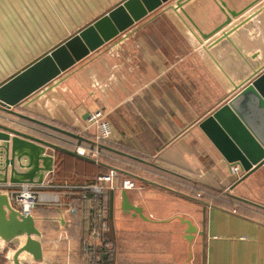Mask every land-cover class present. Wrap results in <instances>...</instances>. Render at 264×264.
Masks as SVG:
<instances>
[{
    "label": "crops",
    "instance_id": "0c3cea01",
    "mask_svg": "<svg viewBox=\"0 0 264 264\" xmlns=\"http://www.w3.org/2000/svg\"><path fill=\"white\" fill-rule=\"evenodd\" d=\"M123 1L0 0V84ZM178 1L148 14L14 109L36 122L2 112L0 119L75 154L52 152L53 173L45 182L91 183L110 169L135 182L137 189L105 200L113 244L122 217L177 222L188 248L200 244L202 264H264V211L231 197L264 206V168L234 186L239 178L198 127L264 71V0L208 38L203 35L225 20L220 2L240 12L254 0ZM97 109L113 132L95 161L75 149L94 145L97 131L88 119ZM122 192L143 217L122 210ZM73 201L31 211L43 258L35 262L23 252L20 264L84 263V224L66 213ZM182 220L196 229L190 239ZM24 239L7 252L0 240V264H13ZM113 261L114 255L102 257V264Z\"/></svg>",
    "mask_w": 264,
    "mask_h": 264
},
{
    "label": "water",
    "instance_id": "95a60500",
    "mask_svg": "<svg viewBox=\"0 0 264 264\" xmlns=\"http://www.w3.org/2000/svg\"><path fill=\"white\" fill-rule=\"evenodd\" d=\"M170 1L172 0L121 2L0 84V112L28 122H36L16 113L14 109L77 62ZM184 1L186 0H179L178 6ZM258 1L260 0H254L240 12L228 11L225 4L220 2L225 20L211 33L203 36L208 38L222 31L231 23V18L239 17ZM22 127L21 124L5 117L0 120V184H41L50 180L52 176L54 164L52 152L60 151L75 155L22 131ZM46 127L61 131L48 125ZM198 127L230 167H239L242 174L234 186L256 170L264 168V71L257 74L254 79L248 80L246 86L203 119ZM231 197L264 211V206L239 197ZM122 210L127 213L132 211L133 215L143 217L141 208L131 205L125 192H122ZM182 223L187 226L185 238L190 239L196 229L189 221L182 220ZM39 236L31 214L20 213L8 197L0 193V240L3 250L7 252L17 243L18 238H25L23 244L13 254V264H20L18 257L23 252L29 254L35 262L42 261L41 243L37 239Z\"/></svg>",
    "mask_w": 264,
    "mask_h": 264
},
{
    "label": "built area",
    "instance_id": "2783aa9c",
    "mask_svg": "<svg viewBox=\"0 0 264 264\" xmlns=\"http://www.w3.org/2000/svg\"><path fill=\"white\" fill-rule=\"evenodd\" d=\"M1 120V119H0ZM88 122L96 128L92 147H77L78 156L97 161L100 145L112 136V127L103 111L97 109L90 113ZM230 172L237 178L241 176L238 166L230 167ZM136 184L128 177L119 175L115 169L98 175L91 183L53 185L49 182L0 184V193L5 194L16 209L22 214H30L38 205H62L64 198H72L66 213L73 219L83 222L81 239L83 264H102V257H113L114 244L108 238L111 234L108 207L105 203L108 195L118 190H132Z\"/></svg>",
    "mask_w": 264,
    "mask_h": 264
},
{
    "label": "rangeland",
    "instance_id": "374dc122",
    "mask_svg": "<svg viewBox=\"0 0 264 264\" xmlns=\"http://www.w3.org/2000/svg\"><path fill=\"white\" fill-rule=\"evenodd\" d=\"M122 218L126 220L119 222L115 231L113 264L116 261L117 264H202L200 244L188 248L183 238L184 226L177 222L158 225L140 218Z\"/></svg>",
    "mask_w": 264,
    "mask_h": 264
}]
</instances>
